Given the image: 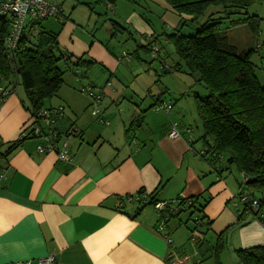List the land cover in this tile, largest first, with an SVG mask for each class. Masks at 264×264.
<instances>
[{"label":"crops","instance_id":"0c3cea01","mask_svg":"<svg viewBox=\"0 0 264 264\" xmlns=\"http://www.w3.org/2000/svg\"><path fill=\"white\" fill-rule=\"evenodd\" d=\"M116 1L98 0L104 7L94 6L93 11L107 15V9L116 6ZM139 1L143 6L141 11L137 8V13L133 8L127 17L117 11L107 16L110 38L121 32L133 41L134 36L140 39L132 55L129 53L136 56L137 66L120 71L119 54L100 38L93 37L87 45L63 42L68 53L65 57L69 55L71 63L79 58L90 63L68 68L75 86L62 91L64 69L63 83L54 95L57 102L53 99L47 104L46 100L43 107H63L53 126L58 136L52 139L54 147L60 148L67 137L71 161L58 159V151L39 152L36 146L44 140L38 137L24 138L6 152L32 118L17 79L0 80V87L11 88L0 103V264H37V259L49 255L54 258L53 264H169L174 257L181 259L177 264H203L206 258L215 264L213 248L219 235L224 242L219 262L232 264L234 258L238 260L236 250L264 245V218L242 211L236 203L235 196L243 187L239 170L224 157L213 164L196 155L198 149L208 150L211 142L203 138L202 126L196 125L192 112L185 111H192L195 105L194 99L189 107L183 102L192 98L187 93L192 83L189 81L187 88L183 80L169 94L164 83L158 84L159 68L162 74L185 75L171 68L176 61L169 66L159 58L156 70L138 56L137 48L147 44L151 52L158 53L160 39L167 42L164 33L177 28L185 33L191 27L182 22H189L190 17L178 14L165 0ZM82 3L89 8L90 3L94 4ZM144 9L149 15H142ZM252 15L259 18L257 37L247 24L229 22L245 16L230 15L223 28L240 47L256 48L254 54L261 59L253 62L258 65L259 81L264 83V51L256 47L258 40H264V14ZM149 16L164 25L160 31ZM245 34L250 42L241 40ZM168 53L170 50H165L163 57ZM89 68L94 69V80H81ZM84 83L95 86L93 89L101 94L98 116L90 113L87 99L70 93ZM200 91L195 93H205L203 87ZM159 100L169 101L171 108L162 113L153 110ZM173 121L179 133L176 138L168 136ZM72 126L78 131L67 135ZM231 166L236 168L237 176ZM126 196L134 198L127 200L123 198ZM151 197L154 202L192 198L195 206H179L176 213L162 219L152 204H144ZM192 209L203 217L199 238L193 240V226L188 224ZM261 209L264 212V207ZM186 213L189 215L182 219Z\"/></svg>","mask_w":264,"mask_h":264},{"label":"trees","instance_id":"16d2710c","mask_svg":"<svg viewBox=\"0 0 264 264\" xmlns=\"http://www.w3.org/2000/svg\"><path fill=\"white\" fill-rule=\"evenodd\" d=\"M107 1L112 3L116 0ZM165 1L178 14L189 16V23L197 28L192 34H185L177 28L164 33V36L172 44L178 58L172 69L192 76L205 89L203 95L195 92L193 95L203 138L211 140L209 149L204 151H212L223 157L226 155V161L234 164L245 177L246 187L261 193L259 207H264V83L259 81L256 74L258 65L252 60L256 48L240 47L223 28L224 20L230 15L242 13L245 17L230 20V24H247L257 37L259 18L246 15V10L251 4L264 0ZM211 6L221 10L209 11ZM39 21H30L24 26L16 47L8 56L5 39L10 32L11 22L9 18L0 17V80L7 82L13 75L18 76L29 103L30 123L37 121V113L44 107L45 101L57 94L64 73L58 65L63 56L55 52L58 34L40 30ZM185 23L186 20L182 25ZM37 27L38 30L31 34L32 29ZM259 43L260 40L256 42V47ZM140 48L151 51L148 44ZM261 57H264V53ZM69 58L68 55L65 59L67 68V64L71 67L90 64L81 61V58L71 63ZM10 93L11 88H8V95ZM24 138L27 136L20 134L6 152ZM212 160L208 161L213 163ZM123 198L130 200L134 196ZM180 199L179 205L183 206L189 198ZM149 200H144V204L154 203L152 197ZM194 203L192 201L188 207L193 208ZM197 220L201 223L203 217L198 216ZM223 249L224 242L219 235L213 248L215 264H220L219 254ZM236 254L241 264H264V245L238 249Z\"/></svg>","mask_w":264,"mask_h":264},{"label":"rangeland","instance_id":"374dc122","mask_svg":"<svg viewBox=\"0 0 264 264\" xmlns=\"http://www.w3.org/2000/svg\"><path fill=\"white\" fill-rule=\"evenodd\" d=\"M48 1L57 4L59 6L58 8L60 9V13L58 14L57 17H49V18H46L44 20H40L39 25L41 26L40 30H45V31H49V32H53V33L58 34L57 48H55V52L57 54H61L62 56H64L63 58H61L59 60L58 65L63 70L67 69L64 73L65 74L64 75L65 83L62 86V89H63L62 91H64V89H67L66 88L67 86H72V87L75 86V85H73L74 84L73 75H72L71 71L68 70V68L65 66V63H66L65 55L68 54L65 52L66 51V48L64 47L65 42H70L72 40L74 43L75 42H82V43L87 45L90 43L91 40H93V37L100 38L103 40V42L105 44L108 45L109 48L114 50L115 53H118L119 56H121L122 53H125V55H127L126 57L124 55L122 57V59L119 61L121 63L120 71L125 70V69L129 70L131 67L137 66L136 56L133 55V57H132L131 55H132V51L135 49V47L137 45L136 43L139 42L140 39L138 37L134 36V38L136 40L133 41L132 39H128V35L126 33H121V32H119V33L117 32L114 37L110 38L108 31H107V29L109 28V20L107 19V16L109 14H113L114 11H117V12H122L121 15L127 17V15L131 14V10L133 8L136 9V13H137V8L139 7L140 11H141L140 6H143L141 4V1H139V0H117L116 6L111 8V10H109V11L107 9V12H106L107 15L103 14L102 12H101V14L98 15L95 11H93L94 6H96V9H98L99 7L101 9H103L104 5L101 2H95L92 0H48ZM88 1L94 3V4L90 3V6L92 8H89L87 5L82 3V2H88ZM215 8L216 7L211 6V7H209L208 10L212 11ZM246 11H247V14H249V15H252L256 12H257V14H264V2H255V3L251 4ZM146 12L149 15V12L146 9H144L141 13H142V15H146ZM231 16L233 18L234 17H243V16H245V14L239 13V14H232ZM150 18L152 19V22L155 24V29L157 31H160L164 25L163 24L161 25V22L158 21L157 19L152 18V17H150ZM193 25L194 24H191L189 22H187L185 24V27L186 26L191 27L189 29H185V31H184L185 34H187L188 32H190V34H192L197 29ZM160 26H161V28H160ZM37 30H38V27L33 29L31 34H34ZM249 35L251 37V33ZM250 37L248 38L247 34H245V37L241 36V40H243L245 38V40L250 42ZM159 44H160V47H159V45L156 44V46L160 48L158 53L156 51H154V52L153 51L152 52L146 51V50H144V48L142 49L140 47L137 48L138 49L137 52H139L138 56L142 57V59H143V61H145V63H150V65L152 64V67L156 70L158 69V59L159 58H163V60L169 66H171L175 61L178 60L177 56L174 53L173 46L170 42H168V41L164 42L162 39H160ZM165 50H166V53L169 52V50L171 53L170 54L168 53L165 57H163V52H165ZM129 53H131V55ZM258 56L259 55L254 54L252 60L257 59L259 61L260 56L259 57ZM134 61H136V62H134ZM83 69L84 68L81 69L82 72H84ZM168 69H169V67H168ZM93 71H94V69H90V68L88 70H86L85 71V77L81 80H83V81H86L89 79L94 80V79H92ZM184 77H186V79ZM159 78H160V81L158 84L163 86V83H164V85H166L170 90L169 94H173V92H175L174 88L177 86V84L179 82H182L183 80L185 81L187 88L189 86L188 85L189 81H190V83H192L191 91L187 92L189 94L188 97H192V98L191 99L185 98V101H183L187 107H189L188 106L189 104L193 103L192 99H194V101H195V98L193 96L194 92H199L201 90V87H202L200 84L197 83L195 78H193L192 76H190L188 74H185V75L184 74H175V75H173V72L162 74V69H160V68H159ZM16 79L19 83L18 76L13 75L12 80L15 81ZM156 83L157 82H154V84H156ZM17 85H19V84H17ZM83 85L87 86L88 84L84 83ZM70 93L73 95L80 94L83 97V99H87L88 104H89V109H90L91 97L88 93H83L80 91V89H78V90L75 89V92H70ZM22 97L24 98V101L27 103L28 100H27L26 96L23 95ZM168 97H172V98L178 99V100L181 99V98H178L179 95L178 96L177 95H175V96L169 95ZM53 99H55V96L49 98L46 101L47 104H48L49 100H53ZM54 102H57V99H55ZM176 109H177V107H176ZM176 109H175V111H176ZM157 111H160L162 113V110H157ZM185 111H186V114L188 112H192V116L194 117V122L196 123V125H198L200 127L201 126L200 118L198 116L196 106L193 105L192 111H191V109H185ZM181 114H184V111ZM184 120H185V118H184ZM198 121H199V123H198ZM174 122L175 121L171 122V124ZM171 124H170V126H171ZM192 126L195 129V125L193 124ZM210 142H211V140H210ZM198 146L199 145H197L196 148H199ZM197 151H198V153H196V155L199 157L201 151H200V149H198ZM224 158H226V155H224ZM231 167H232L233 175L237 176V172L235 170L236 168L234 166H231ZM233 175L230 174L231 177ZM235 190L238 191L236 189V187H235ZM188 213H189V211H188ZM187 215H189V214H187V213L182 214L181 215L182 219H186ZM197 217H198L197 212H195L193 210L192 217L189 220L188 224L192 225L193 226L192 228H194L196 226V229L200 230L199 229V228H201L200 220H198L197 221L198 223H196ZM188 240H190L191 244L194 243V241H192L191 239H188ZM235 260H236V258H234V260H232V264H241L239 262V260H237V261H235ZM211 261L212 260L210 258H208V259L206 258L202 262H203V264H211ZM196 263L199 264V262H196ZM196 263H194V264H196ZM229 264H230V262H229Z\"/></svg>","mask_w":264,"mask_h":264},{"label":"built area","instance_id":"2783aa9c","mask_svg":"<svg viewBox=\"0 0 264 264\" xmlns=\"http://www.w3.org/2000/svg\"><path fill=\"white\" fill-rule=\"evenodd\" d=\"M60 13V9L55 4L49 2L48 0H0V17H6L10 19L11 28L10 32L5 39L6 51L8 52V56L11 55V51L16 47L17 41L21 33H23L24 26L27 25L30 21H38L43 20L49 17H57ZM262 47L264 51V40L260 41L257 47ZM125 53H122L120 57H118V61L122 59ZM127 55H125L126 57ZM68 68H71V65L67 64ZM80 91L83 93H88L91 97L90 104V113L94 116H98L101 114V110L99 108L101 101V94L97 92V89H93L91 86H82ZM8 95V88L0 87V103L4 100V98ZM171 108V103L169 101L159 100L157 101L152 109L168 111ZM63 112V107L58 106L52 109L42 108L38 111L36 120L33 123H30L24 130L21 132L23 136L38 137L44 140V143H40L36 146V149L39 152L44 151H58L57 157L58 159L71 161L72 156L69 155L67 150V137H64L61 143L60 148H55L53 141V137L58 136L56 132H54V123L55 119L59 117ZM189 130V129H187ZM78 129L75 126L68 128L67 135L77 132ZM179 135L178 130L176 128V123H172L170 129L168 131V136L170 138H176ZM66 136V135H65ZM200 155L205 157L208 160H212L213 164L215 161L221 159L223 155L215 154L212 151L205 152L201 151ZM242 189L236 194V203L241 205L242 211H251L253 213H257L256 215L259 218H264V212L259 207V199H257L253 193L248 190V188H244L245 185V177L242 175L241 181ZM126 199V198H125ZM181 199L175 198L170 201H156L152 204V207L159 213V216L162 219H166L172 214L177 212L179 208V203ZM192 203L191 199L185 201V205L188 206ZM198 221V220H197ZM196 221V223H198ZM163 224L159 229H162ZM191 239L199 238V231L195 228L190 233ZM201 238V237H200ZM53 256L49 255L43 258L37 259V264H53ZM179 258H172L169 261V264H177L180 262ZM198 262V261H197ZM22 264H30V261H24ZM198 264V263H196Z\"/></svg>","mask_w":264,"mask_h":264},{"label":"water","instance_id":"95a60500","mask_svg":"<svg viewBox=\"0 0 264 264\" xmlns=\"http://www.w3.org/2000/svg\"><path fill=\"white\" fill-rule=\"evenodd\" d=\"M253 195L257 198V199H261L262 195L260 192H254Z\"/></svg>","mask_w":264,"mask_h":264}]
</instances>
